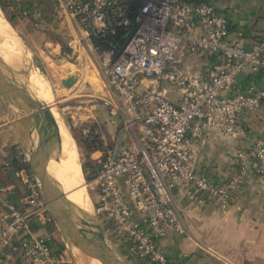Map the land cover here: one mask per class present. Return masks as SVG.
Listing matches in <instances>:
<instances>
[{"label":"built area","instance_id":"1","mask_svg":"<svg viewBox=\"0 0 264 264\" xmlns=\"http://www.w3.org/2000/svg\"><path fill=\"white\" fill-rule=\"evenodd\" d=\"M57 2L79 37L74 50L129 29L115 49L91 57L107 94L98 100L107 109L109 124L118 129L108 138L94 120L82 130L97 147L96 158H89L94 169L89 187L95 194V217L120 229L133 256L144 264H172L158 251L155 237L186 233L181 200L196 209L213 202L225 210L243 188L247 168L264 175V137L236 153L239 172L219 184L197 172L195 145L210 129L240 139L242 117L263 105L264 88L246 93L232 89L236 75L256 71L264 62V32L244 49L227 39L224 18L204 2ZM202 54L216 56L220 64L203 74L183 66L185 55ZM163 87L171 88L175 102ZM13 155L5 166L24 194L14 203L5 198L8 188L0 187V264H64L70 258L67 250H54L30 229L33 223L52 220L28 155L19 145ZM136 214L145 217V228ZM24 234L27 238L21 239Z\"/></svg>","mask_w":264,"mask_h":264},{"label":"crops","instance_id":"2","mask_svg":"<svg viewBox=\"0 0 264 264\" xmlns=\"http://www.w3.org/2000/svg\"><path fill=\"white\" fill-rule=\"evenodd\" d=\"M14 2L10 5L7 3L3 7L5 15L9 16L7 20H22L38 30L34 32L35 35L39 34L42 37L45 34L39 52L48 59L55 57L53 59L55 63L62 59L57 57L58 53L67 57L69 54L71 56L77 54V60L80 62L86 60L88 66L92 64V56L99 58L101 54L116 48L109 46L108 49L97 50L92 41L91 44L87 43L86 47L80 46L74 50L79 37L76 33H68L61 28L63 22H60L57 0H14ZM201 2L211 4L215 8L228 26L227 39L239 43L244 49H249L257 36L264 32V0H198V3ZM13 8H17V12ZM67 19L71 20L69 17ZM59 23L61 27H58ZM3 32L10 34L4 24ZM51 35H53L52 40L48 39ZM64 38L69 41H63ZM182 62L188 70L202 74L220 64L216 56L204 54L185 55ZM163 88L169 100L175 102L176 95L171 88ZM263 88L264 62L256 71L244 72L236 81L232 92L246 93L251 89ZM107 125V130L110 132L111 125L108 122ZM242 125L244 132L240 139H233L210 129L206 131V136L195 141L196 170L199 174L219 184L229 174L231 168L239 172L236 159L232 155L235 154L234 152L249 148L256 138L264 137V103L257 111L244 115ZM34 137L35 132L30 125L25 124L23 118H16L12 112L10 113L5 100L0 95V187L8 188L9 191L5 196L8 201L20 203L24 193L21 185L13 177L12 169L7 168L5 164L13 161L15 145H33ZM84 149L86 163V148ZM180 207L183 210V225L186 233L178 235L171 232L164 237H155L158 251L168 262L264 264V175H256L247 168L243 188L233 197L225 210H220L213 202H208L203 209H196L185 200L180 201ZM144 218L139 214L135 215V220L145 228ZM98 224L109 246L126 264H144L138 258H131L129 253L131 244L124 240L116 225L104 218L100 219ZM30 229L33 235L50 242L54 250L58 252L65 250L64 241L53 222L33 223ZM25 238H27L26 234L22 235L21 239ZM110 240L118 245L120 253ZM66 252L70 258L64 264L81 263L77 256L72 260L69 252ZM84 258L86 260V257Z\"/></svg>","mask_w":264,"mask_h":264},{"label":"water","instance_id":"3","mask_svg":"<svg viewBox=\"0 0 264 264\" xmlns=\"http://www.w3.org/2000/svg\"><path fill=\"white\" fill-rule=\"evenodd\" d=\"M16 36L21 41V38ZM56 63L62 65L65 60L60 59ZM64 73L67 76L60 83L64 89H69L76 83L78 74L72 73L68 68ZM15 74L16 72L9 70L0 62V95L5 100L10 113L12 112L10 105L15 104L22 115L14 116L23 118L24 123L29 124L35 132V144L21 146L29 157V168L39 181L47 213L58 228L65 249L72 260L79 255L94 261L95 264H126L109 246L98 222L86 219L83 214L73 209L65 200L66 196L49 179L47 166L50 145L54 138V120L48 107L33 99L24 85L18 82ZM241 77L242 74H238L234 80L237 81ZM115 119L119 123V118L115 117Z\"/></svg>","mask_w":264,"mask_h":264},{"label":"rangeland","instance_id":"4","mask_svg":"<svg viewBox=\"0 0 264 264\" xmlns=\"http://www.w3.org/2000/svg\"><path fill=\"white\" fill-rule=\"evenodd\" d=\"M7 3V0H0V17L3 21H7L8 25L11 29H13L21 38L22 44L26 47V50L30 56L31 66L36 67L40 73L43 75V79L47 83V87L52 95L53 103L56 109L59 112L61 120L67 127L76 147L79 164L82 171V166H86V175L90 173V166L93 163H90L89 158H96L94 155L96 150V145H91L88 141L85 143L82 142L83 134L82 130L92 124L94 120L99 124L102 133H104L108 138L114 136V133L118 129L114 125L111 124V131L107 130L108 125L107 122H110V118L107 113V109L102 106V103L98 100V98H105L107 95L105 89L103 87L102 81L97 75V72L94 66L90 63L88 66L86 65V60H82L81 62L77 60V54L71 56H63L58 53L57 57H62V59L66 60L64 64L58 65L53 62V59H48L45 56H42L39 52V47L44 43L45 34L41 37L39 34L35 35L38 31L31 24L25 23L24 21L19 19L7 20L9 17L6 16L3 10L4 5ZM16 10L17 8H13ZM58 13L60 17V22H63V26L59 23L58 27L63 28L65 32L68 33H76L73 22L68 20V16L63 12V10L58 7ZM35 32V33H34ZM41 33V32H40ZM53 34V33H52ZM55 34V33H54ZM47 37V34H46ZM67 38V37H66ZM50 40L53 39V35L49 36ZM56 39V38H55ZM63 41H69V39H65ZM52 60V61H51ZM34 62V63H33ZM70 69L72 73H77L78 78L76 84L69 89H64L61 85V80L67 76L64 73L65 69ZM25 73V72H24ZM23 74V73H22ZM18 78L22 75L15 74ZM94 108V109H93ZM10 110L14 115L21 116L22 112L18 110L15 104L10 105ZM15 116V117H17ZM18 118V117H17ZM105 120V121H104ZM107 121V122H106ZM86 148V163L84 158V153ZM232 156L235 157L236 152H234ZM55 157V155H53ZM55 159L50 163L49 167V179L54 182V170H55ZM237 170L234 171V168H231L229 174H227L224 178H228L232 175H235ZM83 175V172H82ZM225 175V174H223ZM84 180V175H83ZM90 181L84 180L85 187L88 186L89 190L88 195L90 197L91 206L94 204L95 194L90 190L89 187ZM93 209V206H92ZM77 211V210H76ZM86 219H91L86 217ZM95 220L99 222L100 219L92 218V221ZM111 242V240H110ZM122 240L120 241V243ZM113 247L119 252L118 245L114 242H111ZM120 253V252H119ZM77 256V255H76ZM78 257V256H77ZM259 264V263H254Z\"/></svg>","mask_w":264,"mask_h":264},{"label":"bare ground","instance_id":"5","mask_svg":"<svg viewBox=\"0 0 264 264\" xmlns=\"http://www.w3.org/2000/svg\"><path fill=\"white\" fill-rule=\"evenodd\" d=\"M1 22L10 34L3 32ZM11 33L15 34L8 23L0 17V62L19 76L22 75L18 78V82L24 85L33 99L48 107L54 120V138L50 145L47 175L49 177L50 163L56 158L53 172L55 185L66 196L65 200L73 209L85 217L95 219L94 207L92 209L93 204L91 206L89 190H87L89 188L86 185V189L84 184L74 141L53 103L52 95L43 75L34 67L35 65L31 66L28 49L26 50L24 44L16 38V34L12 35ZM77 256L80 264H95L90 259L85 260L82 256Z\"/></svg>","mask_w":264,"mask_h":264},{"label":"trees","instance_id":"6","mask_svg":"<svg viewBox=\"0 0 264 264\" xmlns=\"http://www.w3.org/2000/svg\"><path fill=\"white\" fill-rule=\"evenodd\" d=\"M183 2H187V3H198V0H182ZM7 3L10 5L12 3H15L14 0H7ZM6 3V4H7ZM33 5V4H32ZM129 29H119L115 35L113 36H108L107 38H104V39H95L94 40V45L95 47L97 48V50H104V49H108L109 46H117L118 44H121L122 41H123V37L124 35L126 34V32H128ZM86 141L89 142V140H87L86 136L83 135V140L82 142L85 143L84 145L86 146ZM91 145L93 143L89 142ZM94 145V144H93ZM12 167V166H11ZM90 173H88V175H86V167L82 166V172H83V175H84V178L86 181H89L92 177H93V167L90 166ZM124 238V236H123ZM125 241H127L125 238H124ZM129 241H127L128 243ZM130 243V242H129ZM131 244V243H130ZM130 255L132 256L131 258L132 259H137L136 256H133L131 252H129Z\"/></svg>","mask_w":264,"mask_h":264}]
</instances>
